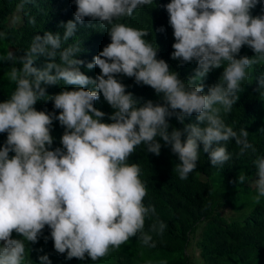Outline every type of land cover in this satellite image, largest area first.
I'll return each mask as SVG.
<instances>
[{"label":"trees","instance_id":"obj_1","mask_svg":"<svg viewBox=\"0 0 264 264\" xmlns=\"http://www.w3.org/2000/svg\"><path fill=\"white\" fill-rule=\"evenodd\" d=\"M91 1L0 0V211L16 216L24 228L17 233L18 251L10 262L79 264L74 255L80 238L103 237L120 228L130 235L135 221L100 209L112 193L104 177L138 163L147 183L146 197L164 213L166 229L157 240L156 229L145 227L142 240L149 244L148 251L127 257V264H264V186L251 189L245 182L252 175V156L260 152L251 154L249 171L225 183L218 174L211 188L183 174L187 167H196L194 172L202 175V166L195 165L198 158L205 151L224 153L222 147L231 142L238 126L236 111L229 110V88L205 79L203 64L191 58L204 27L197 37V23L174 37L170 21L176 9L165 0H132L137 6L129 20L122 13L132 7L112 0L118 10L97 17L102 23L108 18L118 22L104 38L99 31L91 45L79 46L61 35L63 25L57 22L72 11L79 12L76 18L89 12ZM60 42L90 79L102 83L96 97L78 92L56 99L64 75L43 78L36 72L39 50ZM158 54L169 61L170 71L152 69ZM194 83L202 86L207 102L220 94L223 104H193L189 93ZM52 104L75 110L83 121L77 132L59 144L42 145L37 155L26 138L35 129V114ZM63 160L69 163L68 171L78 175L76 190L75 183L60 184L58 176L38 180L49 165ZM229 162L234 168L232 156ZM247 163L240 159L237 168ZM40 183L47 194L34 209L50 214L45 221L32 217L20 202L29 185ZM75 192L88 198V215L93 211L86 224L73 210ZM197 233L194 242L189 236ZM192 244L200 250L198 259L187 258L186 248ZM13 245L7 241L2 249L10 252Z\"/></svg>","mask_w":264,"mask_h":264},{"label":"clouds","instance_id":"obj_2","mask_svg":"<svg viewBox=\"0 0 264 264\" xmlns=\"http://www.w3.org/2000/svg\"><path fill=\"white\" fill-rule=\"evenodd\" d=\"M131 1L124 0L123 2V7H132L124 14L121 12L127 20L137 6ZM165 1L176 9L170 21V30L174 37L187 26H193L195 23L198 24V30L194 35L197 37L201 33V26L204 27L203 38L198 40V48L191 58L203 64L205 79L229 88L231 92L229 110L230 113L232 110L236 111L235 121L238 123L231 142L222 147L224 153L221 154L217 150L205 151L198 158L195 165L202 166L204 171L202 175L194 172L196 167H187L188 171L183 174L185 176L192 174L193 177L190 179L193 183H202L211 188V182L216 183L215 179L218 174L223 176V183H225L237 177L238 172L249 171V158L255 151H259V154L252 156V175L245 182L251 189L260 185L264 186V0ZM88 10L89 12L86 13L80 12L79 18H76L79 12L72 11L57 22L63 25L61 35L79 46L80 44L82 46L91 45L92 41L100 36L99 31L104 38L108 33V28L118 22V18H108L102 23L97 17V14L118 10L112 4V0H92ZM130 26L134 27L132 24ZM170 45L171 43H168L167 48ZM155 46L157 53L159 48L157 44ZM88 56L93 57L95 61H100L98 55ZM36 65V72L43 78L55 73L64 75L56 99L61 94L73 96L78 92L96 97L95 92L102 85L101 82L89 78L91 76L89 72L71 56L69 49L62 42L40 49L37 53ZM151 67L156 73L159 70L160 72L171 70L169 61L159 54L152 59ZM207 96L202 86L193 84L189 93L193 104L198 106L223 104L220 94L218 99L210 102H207ZM82 121L75 110L55 107L52 104L35 114L36 126L26 141L32 151L38 155L42 145L59 144L65 140V136H71L77 132ZM230 156H232L234 168L229 162ZM240 159L248 160L247 165L242 169L237 168ZM68 167L67 160L51 164L38 180L46 182L58 176L61 178L60 184L75 183L76 190V185L79 183L78 175L75 177L76 173L69 172ZM0 175L1 182L4 183L3 170L0 171ZM240 177L237 178L238 181ZM104 179L112 193L105 199L106 203L100 210H107L117 215L123 213L125 218L135 221L137 225L130 235L120 228L107 231L103 237L80 238L77 252L74 255L79 264H127V257L136 258L148 251L149 244L142 240V230L145 227L149 226V230L156 229L157 240L162 231L166 229V223L163 220L164 213L159 214L154 208L155 201L146 197L147 183L138 163L119 175L107 176ZM194 190L206 196L209 195V191L196 187ZM46 194L47 191L45 192L42 188V183L31 184L20 201L27 212L40 221L48 220L50 217V214L43 212L40 207L34 209L41 197ZM87 203L86 196L82 193H74L72 207L76 218L81 217L85 220L82 224H86L93 213L91 211L88 215L90 206ZM5 214V211H0V264H18L20 262H10L11 254H17V233L24 232V228L19 226L17 221L19 219L16 216ZM224 214L228 215L230 212L226 211ZM197 235L199 233L189 238L197 242ZM7 241L14 244L10 252L2 249ZM186 253L188 259H198L200 250L192 244L186 248Z\"/></svg>","mask_w":264,"mask_h":264},{"label":"bare ground","instance_id":"obj_3","mask_svg":"<svg viewBox=\"0 0 264 264\" xmlns=\"http://www.w3.org/2000/svg\"><path fill=\"white\" fill-rule=\"evenodd\" d=\"M96 109V108H95ZM89 112V111H88ZM258 117V116H257ZM171 145V144H170ZM126 146H127V144H126ZM129 146V145H128ZM25 147V146H24ZM139 148V147H138ZM144 148V147H143ZM168 148V147H167ZM24 149V148H23ZM139 151V150H138ZM143 151V150H142ZM164 160V159H163Z\"/></svg>","mask_w":264,"mask_h":264}]
</instances>
